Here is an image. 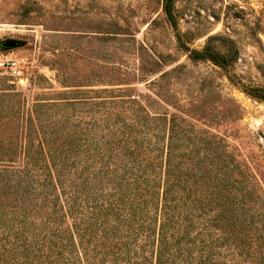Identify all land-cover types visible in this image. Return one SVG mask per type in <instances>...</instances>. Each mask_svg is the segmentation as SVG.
Wrapping results in <instances>:
<instances>
[{
    "label": "trees",
    "instance_id": "obj_1",
    "mask_svg": "<svg viewBox=\"0 0 264 264\" xmlns=\"http://www.w3.org/2000/svg\"><path fill=\"white\" fill-rule=\"evenodd\" d=\"M83 93L0 89V264H264V184L223 137Z\"/></svg>",
    "mask_w": 264,
    "mask_h": 264
},
{
    "label": "rangeland",
    "instance_id": "obj_2",
    "mask_svg": "<svg viewBox=\"0 0 264 264\" xmlns=\"http://www.w3.org/2000/svg\"><path fill=\"white\" fill-rule=\"evenodd\" d=\"M0 58L22 66L0 89L140 100L223 137L264 184V0H0Z\"/></svg>",
    "mask_w": 264,
    "mask_h": 264
},
{
    "label": "built area",
    "instance_id": "obj_3",
    "mask_svg": "<svg viewBox=\"0 0 264 264\" xmlns=\"http://www.w3.org/2000/svg\"><path fill=\"white\" fill-rule=\"evenodd\" d=\"M22 66L19 61L13 58H0V69L6 70L8 75L13 79V81H18L21 79Z\"/></svg>",
    "mask_w": 264,
    "mask_h": 264
},
{
    "label": "water",
    "instance_id": "obj_4",
    "mask_svg": "<svg viewBox=\"0 0 264 264\" xmlns=\"http://www.w3.org/2000/svg\"><path fill=\"white\" fill-rule=\"evenodd\" d=\"M15 42L14 41H7L4 43L5 46H14Z\"/></svg>",
    "mask_w": 264,
    "mask_h": 264
}]
</instances>
